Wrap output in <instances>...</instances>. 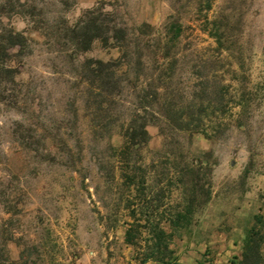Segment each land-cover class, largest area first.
Wrapping results in <instances>:
<instances>
[{
    "label": "rangeland",
    "instance_id": "rangeland-1",
    "mask_svg": "<svg viewBox=\"0 0 264 264\" xmlns=\"http://www.w3.org/2000/svg\"><path fill=\"white\" fill-rule=\"evenodd\" d=\"M36 3L33 16L5 19L24 31L32 51L13 57L19 75L12 86L15 93L21 89L28 112L0 101V221L15 237L6 242L10 258L16 260L26 242L36 264H158L140 259L150 227L159 226L168 246L163 264H235L246 230L264 215V0ZM96 6L136 36L142 23L161 40L180 25L174 81L187 97L194 80L189 70L197 65L218 82L223 96L216 116L206 120L209 134L161 133L159 125L147 126L149 141L135 155L138 180L144 182L138 190L128 188L127 165L114 155L124 120L111 123L103 138L94 134L77 74L86 59L117 58L118 47L96 39L74 62L62 52L65 27ZM243 95L247 108L239 105ZM133 100L124 97L119 109L131 108L127 101ZM218 124L224 131L212 136ZM187 163L209 182V193L198 194L191 221L173 228L168 219L182 193L171 167ZM128 199H134L141 220H131ZM130 227L138 244L125 241ZM261 253L264 264V243Z\"/></svg>",
    "mask_w": 264,
    "mask_h": 264
},
{
    "label": "trees",
    "instance_id": "trees-1",
    "mask_svg": "<svg viewBox=\"0 0 264 264\" xmlns=\"http://www.w3.org/2000/svg\"><path fill=\"white\" fill-rule=\"evenodd\" d=\"M36 9V0H0V101L26 113L28 109H22L19 95L21 89L15 93L12 86L19 75L18 68L13 65V57L26 56L32 51L24 31L17 30L5 19L8 20L13 15L33 16ZM65 28L62 38L67 48L62 52H65L71 62H74L76 54L87 51L96 39L104 46L118 47L120 51V55L114 59L104 61L91 58L78 62L80 69L77 67V74L79 82L84 84L81 90L85 95L83 108L85 115L93 123L94 134L103 138L106 133L110 134L111 123L121 118L124 120L118 131L121 143L113 149L115 157L127 165L125 176L128 178L129 189L138 190L140 186H144V182L138 180L139 165L135 155L149 141V124L159 125L161 133L169 129L174 132L209 134L206 120L210 119L209 116H216L220 106L222 107L223 96L217 88L218 82L207 78L197 65H192L189 70L194 80L187 97L178 86L180 81H174L180 25L174 24L161 40L149 24L142 23L136 36L135 32L130 33L127 27L117 23L104 7L96 6L84 10L75 23ZM149 57L152 58V64L147 60ZM130 95L134 100L127 102L132 107L119 109L124 97L129 98ZM240 100L239 105L244 104L242 106L247 108L249 99L243 95ZM29 110L34 112L31 107ZM73 114L78 120L76 107ZM219 128V124L212 126L211 135L216 136L224 131ZM171 168L182 193V202L168 219L172 227L177 228L181 227L180 221H191L198 206V194L208 196L210 184L201 181L202 177L198 175L194 164L187 163L182 168L172 165ZM127 209L132 221L141 220L137 217L140 211L134 199L127 202ZM144 221L151 220L147 218ZM131 231V227L126 230L125 241L138 244ZM150 231L152 236L143 243L144 253L140 262L155 261L163 264L162 253L168 248L163 239L165 231L159 226L150 227ZM14 238V234L8 233L6 222L0 221V264H36L29 259L26 242L22 244L18 258H10L6 242ZM263 243L264 215L261 214L256 216V223L246 230L240 258L235 264H263ZM166 264L177 263L173 260Z\"/></svg>",
    "mask_w": 264,
    "mask_h": 264
}]
</instances>
